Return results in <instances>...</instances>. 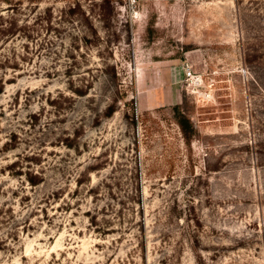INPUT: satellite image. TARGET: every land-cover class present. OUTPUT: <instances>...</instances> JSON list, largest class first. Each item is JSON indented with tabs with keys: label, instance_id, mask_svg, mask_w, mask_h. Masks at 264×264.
<instances>
[{
	"label": "rangeland",
	"instance_id": "374dc122",
	"mask_svg": "<svg viewBox=\"0 0 264 264\" xmlns=\"http://www.w3.org/2000/svg\"><path fill=\"white\" fill-rule=\"evenodd\" d=\"M0 264H264V0H0Z\"/></svg>",
	"mask_w": 264,
	"mask_h": 264
},
{
	"label": "built area",
	"instance_id": "2783aa9c",
	"mask_svg": "<svg viewBox=\"0 0 264 264\" xmlns=\"http://www.w3.org/2000/svg\"><path fill=\"white\" fill-rule=\"evenodd\" d=\"M184 74L187 78H189L191 80L192 83L194 84H197L199 83V81L201 80V76L200 74H195V72H193V70L190 68V66L185 63L184 65ZM210 85H211V82L210 84L208 85L209 88H204L203 92L205 94H208L210 93L209 89H210Z\"/></svg>",
	"mask_w": 264,
	"mask_h": 264
},
{
	"label": "trees",
	"instance_id": "16d2710c",
	"mask_svg": "<svg viewBox=\"0 0 264 264\" xmlns=\"http://www.w3.org/2000/svg\"><path fill=\"white\" fill-rule=\"evenodd\" d=\"M184 121L187 122L186 118H184ZM180 124H181V122H180ZM181 127H182V124H181Z\"/></svg>",
	"mask_w": 264,
	"mask_h": 264
}]
</instances>
